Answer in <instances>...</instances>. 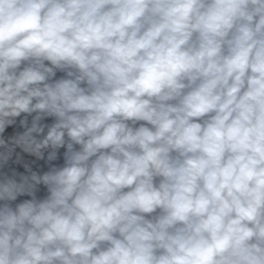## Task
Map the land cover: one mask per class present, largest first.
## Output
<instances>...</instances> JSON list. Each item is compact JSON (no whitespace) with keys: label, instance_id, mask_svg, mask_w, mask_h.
Wrapping results in <instances>:
<instances>
[{"label":"clouds","instance_id":"9594fccd","mask_svg":"<svg viewBox=\"0 0 264 264\" xmlns=\"http://www.w3.org/2000/svg\"><path fill=\"white\" fill-rule=\"evenodd\" d=\"M0 264H264V0H0Z\"/></svg>","mask_w":264,"mask_h":264}]
</instances>
